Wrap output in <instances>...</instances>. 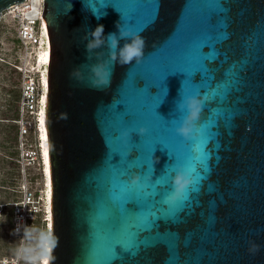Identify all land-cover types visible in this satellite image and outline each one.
<instances>
[{"label": "water", "instance_id": "95a60500", "mask_svg": "<svg viewBox=\"0 0 264 264\" xmlns=\"http://www.w3.org/2000/svg\"><path fill=\"white\" fill-rule=\"evenodd\" d=\"M25 1L0 0V20L4 12ZM42 17L51 45L47 133L53 227L48 264H115L107 252L103 259L89 262L94 225L104 213L106 223L115 218L127 226L129 217H117L109 188L122 202L132 193V186L120 181L124 169H131L130 181L136 165L150 162L152 154L159 157L154 159L155 174L168 172L169 195L175 190V174L186 171L196 155L203 173L180 198L181 206L190 200L185 215L179 221L161 217L155 229L144 232L145 237L159 236L161 242L116 264H169L168 244H175V237L183 240L182 264H264V0H44ZM118 21L122 30L143 36V56L139 63H116L110 85L93 87L90 66L96 62V52L107 59L108 49L86 53L85 34L98 24L104 25L105 34L117 32ZM205 46L207 53L202 52ZM217 57L225 78L237 62L246 68L229 99L211 105L213 116L220 115L219 124L213 126L211 118L198 122L199 135L185 139L177 128L187 110L180 111L177 105L197 95L201 87L215 95L207 92V80L193 85L185 78L206 71L205 60ZM137 73L164 88L162 102L161 96L149 97L146 90L132 86ZM192 79L198 82L199 74ZM146 81L139 79L137 87H145ZM159 91L149 87L152 95ZM117 106L125 107V112H115ZM125 114L132 120L124 121ZM128 124L148 129L139 145L141 159L113 166L112 152L123 155L127 145L113 138L112 130ZM173 158L175 164L168 165ZM118 159L114 156V161ZM211 192L214 198L208 195ZM137 196L147 200L143 193ZM156 211L147 203L136 219L146 223ZM193 236L194 246L187 248ZM251 242L260 245L255 254L248 250Z\"/></svg>", "mask_w": 264, "mask_h": 264}, {"label": "snow or ice", "instance_id": "6c2138e0", "mask_svg": "<svg viewBox=\"0 0 264 264\" xmlns=\"http://www.w3.org/2000/svg\"><path fill=\"white\" fill-rule=\"evenodd\" d=\"M86 3H90V0H86ZM213 16H215V13H213ZM44 34L45 36L47 35V26H45ZM229 38L230 37L227 36L220 43L225 42ZM202 52L207 53L208 47L205 46L202 49ZM218 59L219 58L217 57L216 59L211 61L205 60L206 71L201 72L197 70L192 73L190 77L186 76L185 78L189 79L190 83L193 85H201L205 80H207L209 83L207 92H215V95H209L206 93L203 87L197 89V95L206 97V102H204V111L203 113H201L202 119H200L199 122H207L211 118L213 126L219 124L220 115L213 116V108L211 107V105L218 101L224 102L229 99L233 87L240 83V77L242 76L243 71L246 68L245 64L237 62L231 67V75L225 78L224 71L221 70L220 66L218 65ZM41 60L45 63L47 62V53H43L41 55ZM197 73L199 74V80L198 82L194 83L192 77ZM141 78L146 81L142 74L137 73L131 81L132 86L139 90H146L149 97L161 96L162 102L164 100V97L166 96H162L164 88L157 86L155 83H149L148 81H146L145 87H137V81ZM233 81L235 82L234 84ZM162 83L163 82H161V84ZM222 83L224 84V87H216V85H220ZM151 86L160 88L159 93L155 95L150 94L149 87ZM46 88L47 81L45 80V89ZM115 112L124 113L125 107L123 109H120L117 106ZM156 113L160 115L157 111ZM42 118L43 112H41V124H43ZM225 118H227V114H225ZM123 120L131 121V114H125L123 116ZM141 128L146 127L137 128L132 124H128L127 126H117L113 128V138H119L127 145L126 151L123 155L119 151L112 152L110 163L113 166H121V161H125L127 164H134L136 161L141 159L142 153L139 145L142 144L148 132V129L146 128L147 131L141 133ZM205 150H208L206 146ZM114 156H118L119 159L114 161ZM154 159L155 157L152 154L150 162H143L136 165V170L132 173V176L133 174L139 173L141 180L137 184H133L131 180L129 181L127 179V175L131 171V169L127 167L124 169V172L120 176V181L122 184H130L132 186V193L124 198L122 202L120 201L118 194L114 193L111 187L109 188V201L112 205L115 206L117 217H129V220L127 226L123 227L115 218L111 223H106V216L104 213H101L98 216V223L94 225V239L89 248V262L103 259L106 252L107 259L114 261L115 264L116 262L122 261L129 257L135 259V257L139 255L142 249L153 247L155 246V244L161 242V238L159 236L153 238L145 237L144 232L155 229L157 221L161 217H167L169 221H179L191 206L190 200L185 201L183 206H181L180 198L183 196L189 186L192 185L196 177L203 173V166L199 156H194L193 160L188 164L187 170L184 171L186 174H188L192 182L183 192L177 194L176 190H174V193L171 195L168 194L169 188L168 180L166 178L168 176V172L163 169L158 175L155 174ZM45 162H47V149H45ZM174 164L175 158H173L172 162L168 165L171 166ZM177 167L183 168L184 165H177ZM157 181H159V183H157ZM202 181L199 184V190L201 191L203 190ZM137 193H143L144 195H146L147 200H141L137 196ZM191 195L192 193H190V197ZM208 195L214 198L215 193L211 192ZM157 197H159V199H157ZM147 203H151L157 211L154 216H150L147 218L146 223H141L136 219V217H138V215L142 212ZM160 209H163L166 213L171 211L172 214L165 216L161 214ZM205 211L207 213L208 210L206 209ZM47 220L49 235H51V229L53 227L51 177H49L48 180ZM173 239L175 240V244H172L171 242H169L168 244L169 264H182L183 257L181 255L180 248L183 245V240L179 237H175ZM195 239V236L189 238L187 242V248H192L194 246ZM47 251H51V249L49 248L47 249ZM44 264H48L47 258H45Z\"/></svg>", "mask_w": 264, "mask_h": 264}, {"label": "built area", "instance_id": "2783aa9c", "mask_svg": "<svg viewBox=\"0 0 264 264\" xmlns=\"http://www.w3.org/2000/svg\"><path fill=\"white\" fill-rule=\"evenodd\" d=\"M43 2L44 0H39L42 11ZM13 13V18L19 24L17 39L27 61L32 52H35L33 48L41 46L42 13L37 17L29 16L25 11ZM36 65L17 66L22 79L18 117L15 120L18 127V155L15 162L19 167L20 183L16 189L11 190L14 195L11 200L0 201V221L6 220L10 215V234L14 239L15 253L0 254V264H42L43 249L49 237L45 175L38 138L42 87L39 77L34 74V71L40 74L42 69ZM32 169L38 171V174L33 176Z\"/></svg>", "mask_w": 264, "mask_h": 264}, {"label": "rangeland", "instance_id": "374dc122", "mask_svg": "<svg viewBox=\"0 0 264 264\" xmlns=\"http://www.w3.org/2000/svg\"><path fill=\"white\" fill-rule=\"evenodd\" d=\"M13 14V11H7L0 20V200H4L5 195H7L2 186H10L16 189L20 183L19 167L15 162L18 127L14 119L17 116L22 79L17 66L35 65V59H31V56L25 61L24 50L17 39L19 24L13 18ZM33 51H35L34 48ZM34 74L39 77L36 71ZM31 171L33 176L38 174L36 170L32 169ZM14 249L10 224L8 220H1L0 254L13 255Z\"/></svg>", "mask_w": 264, "mask_h": 264}, {"label": "clouds", "instance_id": "9594fccd", "mask_svg": "<svg viewBox=\"0 0 264 264\" xmlns=\"http://www.w3.org/2000/svg\"><path fill=\"white\" fill-rule=\"evenodd\" d=\"M99 19V16H97ZM117 32L104 33V25L98 24L90 33L85 34V51L93 53L94 50L107 47L108 58L101 59L100 53L96 52V62L90 66L91 84L96 88L108 87L111 83V75L116 63L121 65L130 64L133 61L139 63L145 46V40L139 33L131 32L130 30H122V25L118 21L116 24ZM121 40L124 41L121 45ZM91 59V55L88 57ZM77 75H81V70H75ZM206 97L202 95L189 96L182 100L177 108L180 111L187 110V115L184 116L182 124L177 128V132L185 139H192L199 135L198 122L201 118V113L204 108ZM146 128H141L140 132H146ZM157 161L159 157L155 158ZM141 177L139 173L133 174L131 182L139 183ZM191 179L184 171H178L173 177V184L176 193L183 192L191 183ZM249 252L255 254L260 250V245L251 242Z\"/></svg>", "mask_w": 264, "mask_h": 264}, {"label": "bare ground", "instance_id": "6f19581e", "mask_svg": "<svg viewBox=\"0 0 264 264\" xmlns=\"http://www.w3.org/2000/svg\"><path fill=\"white\" fill-rule=\"evenodd\" d=\"M29 11H26V10ZM8 11H15L16 14L18 12L25 11V13L30 16L34 15L37 17L39 14L43 13L42 8H40L39 0H26L24 3L16 5L15 7L11 8ZM7 12V11H6ZM5 13V12H4ZM3 13V14H4ZM3 16V15H2ZM42 42L40 47H35V52H32L31 59H35V64L39 69H42L39 74V82L42 87V93H41V112H43V124H41V112L39 116V122H38V138L39 143L41 144L40 149L42 151V158H43V169H44V175H45V195H46V204L48 205V180L49 177H51V166H50V152H49V142H48V133H47V104H48V69L50 64V53H51V45H50V36H49V30L48 25L45 19L42 17ZM45 26H47V35L44 34ZM43 53H47V62H43L41 60V55ZM33 66V65H32ZM45 80L47 81V88L45 89ZM45 149H47V162H45ZM52 182V179H51ZM52 246V229H51V235H49L47 241L45 242V248L43 249L44 254L43 262L45 258H47L48 263L51 255V251H47V249H51Z\"/></svg>", "mask_w": 264, "mask_h": 264}, {"label": "trees", "instance_id": "16d2710c", "mask_svg": "<svg viewBox=\"0 0 264 264\" xmlns=\"http://www.w3.org/2000/svg\"><path fill=\"white\" fill-rule=\"evenodd\" d=\"M19 96H20V92H19ZM19 98V97H18ZM16 118L14 119V122H15V120H17V117H18V107H17V111H16ZM17 135H18V132H17ZM16 148H17V136H16ZM16 151H17V149H16ZM17 155H18V152H17ZM16 159V158H15ZM2 187H4V189H5V192L4 193H7V195H5V199L4 200H2V201H9V200H11L12 199V197L14 196L13 194H12V192H11V190L13 189V188H11L10 186H2ZM4 191V190H3ZM1 201V200H0ZM7 219L6 220H8V223H9V221H10V215H8L7 217H6ZM10 224V223H9Z\"/></svg>", "mask_w": 264, "mask_h": 264}]
</instances>
